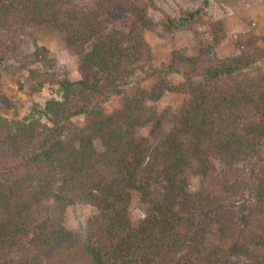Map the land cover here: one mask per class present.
I'll return each mask as SVG.
<instances>
[{
  "label": "trees",
  "instance_id": "obj_1",
  "mask_svg": "<svg viewBox=\"0 0 264 264\" xmlns=\"http://www.w3.org/2000/svg\"><path fill=\"white\" fill-rule=\"evenodd\" d=\"M80 1L0 0V264H264V47L239 40L238 55L218 59L222 23L199 9L156 23L133 0ZM32 26L63 35L77 79L44 47L21 54ZM157 26L204 44L158 67L144 36ZM10 65L27 73L28 97L46 85L56 97L19 118L2 91ZM169 92L182 104L160 109ZM78 202L97 211L84 234L65 226Z\"/></svg>",
  "mask_w": 264,
  "mask_h": 264
},
{
  "label": "rangeland",
  "instance_id": "obj_2",
  "mask_svg": "<svg viewBox=\"0 0 264 264\" xmlns=\"http://www.w3.org/2000/svg\"><path fill=\"white\" fill-rule=\"evenodd\" d=\"M134 3L148 9L149 16L158 23L163 14L175 15L179 8L184 11L201 10V15L206 20L220 21L223 26L224 36L219 44L214 47V56L218 59L233 57L239 54L236 44L239 40L256 38L264 47V0H133ZM80 4H91V0H81ZM207 25H199L196 31L205 32ZM29 35L22 37L20 52L30 58L37 47H44L49 51V57L56 63V71L62 76L66 71L72 79L78 77V58L74 52L67 49L63 35L58 31L45 27L28 28ZM144 36L150 44L153 52L154 64L163 67L170 59L173 50L181 49L188 55L194 54L203 46L201 38L193 30L180 29L172 35L164 33L160 26L154 31H144ZM24 56V57H25ZM25 57V58H26ZM17 66V65H15ZM36 66V65H35ZM18 67L8 66L2 74V91L11 98H15L21 105L19 118L25 116L33 103L43 105L46 100L56 97V86L46 85L40 94L28 97L19 89L17 81H22L27 74L19 73ZM171 82L175 85L181 81L179 75H172ZM147 81L145 84H148ZM184 95L177 92H169L159 102L160 109H177L183 102ZM116 98H112L105 104V110L109 113L115 105ZM14 114L12 108L9 112H3V116L11 118ZM84 117H74V122H83ZM199 188L198 177L190 179V191L195 192ZM132 214L136 218L144 216L138 196H135L130 206ZM97 211L86 203H76L70 206L65 215V226L74 232L85 233L87 220Z\"/></svg>",
  "mask_w": 264,
  "mask_h": 264
}]
</instances>
